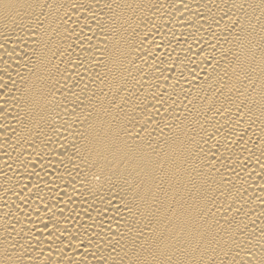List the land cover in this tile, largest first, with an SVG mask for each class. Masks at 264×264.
<instances>
[{"label": "bare ground", "instance_id": "6f19581e", "mask_svg": "<svg viewBox=\"0 0 264 264\" xmlns=\"http://www.w3.org/2000/svg\"><path fill=\"white\" fill-rule=\"evenodd\" d=\"M0 264H264V0H0Z\"/></svg>", "mask_w": 264, "mask_h": 264}]
</instances>
